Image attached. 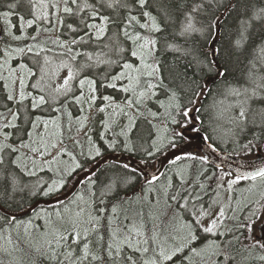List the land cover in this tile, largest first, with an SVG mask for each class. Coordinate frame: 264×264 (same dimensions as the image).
Returning a JSON list of instances; mask_svg holds the SVG:
<instances>
[{
	"label": "snow or ice",
	"instance_id": "1",
	"mask_svg": "<svg viewBox=\"0 0 264 264\" xmlns=\"http://www.w3.org/2000/svg\"><path fill=\"white\" fill-rule=\"evenodd\" d=\"M0 9V264H264V165L237 174L215 165L220 170L209 175L203 167L207 155L186 153L171 163L199 161L195 174L192 165L174 167L170 175L147 171L154 155L185 141L184 129L193 111H200L196 105L208 82L231 71L216 46L222 21L239 13L232 41L238 54L253 38L254 24H264V7L251 0H0ZM169 29L173 41L185 43L168 42ZM199 38L201 47L186 46ZM256 47L258 59L224 87L238 132L261 130L243 145L249 151L254 140L264 139V37ZM162 51L174 54L168 66ZM101 65L104 71L95 78L86 74ZM62 70L66 75L57 82ZM99 88L124 93L122 103L98 97ZM182 92L190 93L186 103ZM69 98L80 106L75 136L65 135L74 123ZM98 99L104 103L97 113L114 108L128 117L114 138L100 134L108 150L138 151L132 138L136 121L145 113L159 116L151 104L163 108L176 128L139 149L147 158L143 168L114 163L113 174L100 180L97 162L87 171V193L77 192L65 203L64 189L71 191L84 166L104 154L89 133L87 153L79 139L89 119L85 113ZM49 110L57 115L35 114ZM101 124L105 132L111 127L107 118ZM45 171L56 179L22 183V176ZM242 181L249 183L238 188ZM137 182L138 190L129 192ZM21 194L54 197V210L17 219L32 211L21 207Z\"/></svg>",
	"mask_w": 264,
	"mask_h": 264
},
{
	"label": "trees",
	"instance_id": "2",
	"mask_svg": "<svg viewBox=\"0 0 264 264\" xmlns=\"http://www.w3.org/2000/svg\"><path fill=\"white\" fill-rule=\"evenodd\" d=\"M8 2H10V0H8ZM189 2H191V0H189ZM251 4L255 5L256 7H264V0H251ZM238 17H239L238 12L226 16L224 21H222V29L220 35L216 38V46L222 48V57H223L222 62H227L231 67V71L229 72L226 78H218L214 83L208 82V88L204 90V95L199 98V100H201V105L198 102L199 105L197 107L200 109V111L197 112L196 114L199 117L198 119L201 120L200 128L206 133L207 138H209V140L212 141L217 147L226 151H230L236 155L252 156L257 146L262 147V149L264 150V139L254 140L251 151L245 149L243 145L248 143L249 140L253 139V134L259 136L261 130L259 128H249L244 134H240L238 132L235 126L230 122V116L232 115V112L229 109L228 105L231 103V101H227L230 100V98H227L224 95V87L226 80L235 83L236 80L240 78L242 74L246 71L248 62L250 60L253 61L257 60L258 57L261 55L259 49H257L256 46L259 43L260 38L264 37V24H259V23L254 24L252 29L253 38L248 42V44L245 46L243 51L237 54L233 51L232 41H234L237 38L236 30L238 27ZM164 35L167 36L168 42H175L178 44L185 43L184 40L179 37H177L176 40L173 41L171 35V29H169V32L165 33ZM199 39L201 41L199 43L196 39L189 40L186 46L201 47L202 38ZM124 46L129 47L128 44H125ZM164 46H165V41L162 39L160 47L163 49ZM94 50L95 49L92 48L89 49V51H94ZM160 59L164 62L166 66H168L172 63L174 59V54L170 51H162L160 55ZM132 62L135 63L136 61L133 60ZM181 63H183V61H181ZM103 71H104V66L101 65L98 69H94L92 72L86 74L91 75L93 76V78H95L97 74ZM115 71H119V69L118 68L114 69L113 74H115ZM189 75H191V73H189ZM204 82L205 81L203 80L201 81V83ZM208 89H211V91H208ZM0 95H2V92H0ZM98 95L99 97L104 95L125 96L124 93L109 88H99ZM181 95L183 97L182 102L186 103L187 99L190 96V93L182 92ZM158 99L164 100L165 96L161 94L158 97ZM100 101L101 99L97 100L96 102L97 105L99 104ZM150 106L151 105H149V107ZM148 118L151 119L152 117L149 116L147 113H145V118L142 117V120L140 122H147L146 120H148ZM215 122H217L219 126H217ZM142 127L145 128L147 127V125ZM141 130H139V126L137 128L136 125L132 138L138 141L141 138L139 137V132ZM148 130L149 129H147V132ZM223 130L228 132V137H226L228 141L223 140L225 138L222 135ZM116 138L122 139L121 137H116ZM117 150L122 151V149L120 148H118ZM135 155L137 156V153H135ZM114 163H123V162H118V161L112 162L101 168L100 171L97 173L100 180H103L105 176H111L113 174V169L111 166ZM87 182L88 180L85 183H83L80 188V191L85 192V194L87 193V188H86Z\"/></svg>",
	"mask_w": 264,
	"mask_h": 264
},
{
	"label": "water",
	"instance_id": "3",
	"mask_svg": "<svg viewBox=\"0 0 264 264\" xmlns=\"http://www.w3.org/2000/svg\"><path fill=\"white\" fill-rule=\"evenodd\" d=\"M194 112L195 111H193V113ZM191 148H198L203 155L208 156L209 158L208 162H211L215 165H220L221 167H224L235 174L242 171L252 170L253 168L264 165V153L262 152L261 149H258V154L255 157L244 158L216 148V146L212 142H210L207 138H205L202 133H196L193 136L191 135L190 139L185 141L184 144H181L179 149H171L167 151L163 156L158 158L155 168L152 170L150 168H147V171L149 173H152L154 170H158L159 172H162L164 167L176 155H179L182 152H185L186 150ZM120 158H125L130 163L134 164L136 167L143 168V162L140 161L139 159H136L133 156H128L126 154H117V153L105 155L104 157L96 161L90 168H92L97 164V162H99V167L95 169V171H97L105 162H108L112 159H120ZM88 169H85V172L79 173V175L76 177V179L79 180V183H76L72 187L71 191H69V189L64 191L66 195L63 196V200H67L75 194L81 182L88 176L87 174ZM54 203H55L54 197L44 198V199L41 198L30 206L32 207V210H34L40 204L49 205ZM29 207H27L26 209H28ZM30 212L31 211L22 212L18 214L17 217L25 216Z\"/></svg>",
	"mask_w": 264,
	"mask_h": 264
},
{
	"label": "rangeland",
	"instance_id": "4",
	"mask_svg": "<svg viewBox=\"0 0 264 264\" xmlns=\"http://www.w3.org/2000/svg\"><path fill=\"white\" fill-rule=\"evenodd\" d=\"M24 62L25 63H29V65L31 66V63H30L29 60H25ZM64 75H66V70H62L60 72L59 80L57 82H59L60 80H62ZM100 97H102V96H100ZM113 97L115 98V100H116L117 103H122V101L124 99V96L123 95H113ZM227 101H231V99L230 100H227ZM69 102H71L70 101V98H69ZM102 103H104V102L101 100L99 102V104H98L97 107L99 108L102 105ZM151 105L153 106V107H151L152 110H154V111H156V112H158L160 114L159 107L157 105H155V104H151ZM53 107H56V105H54ZM86 107L87 106L85 105V108ZM67 108H68V111H70L72 113V117H73L74 123H73L72 133L69 134V133L65 132V135L66 136H68V135L75 136L76 135V132H77V129L79 128V125L77 123H75V118L81 115V113H80V106L72 103V106L68 105ZM78 110H79V112H78ZM35 114L36 115H50V116L57 115V113L51 112L50 110L47 113H42V112H39L38 111ZM85 114H87L89 116L88 123H87L86 127L84 128L83 132H81L80 135H79V139L81 141V145H82L83 151L85 153H87L88 150H89V143H88V137L84 133H89L92 136V140L95 141L97 145H99V143H103L100 140V134L102 132L105 133V138L106 139H111L112 136L114 135L113 130H112V127H110V131L109 132L108 131L105 132V129L103 128V126L101 124V121H105L106 118H107L109 124L112 125L113 120L116 119L117 131H119V132L128 123V117L125 116V115H123V114H120L119 113V110L118 109H114V108H108L106 113H97L96 112V105H95V107L92 109L91 113H87L86 112ZM164 114H165V111H164ZM165 116H166V114H165ZM156 120L158 121V124L162 123L163 126H166V125L169 124V121H167L168 119L158 120L156 118ZM215 123L217 124V126H219V124L217 122H215ZM65 124H67V118H66V116H65ZM231 127H234V126H231ZM147 129L148 128L145 127V128H143L139 132L140 137H142L143 139H145V140H143V143H140L139 144L141 146H145L146 145V143H145L146 137H148L150 135V130L147 132ZM169 129L171 130V126L170 125H169ZM89 130H91V131L89 132ZM177 131H179V129H177ZM160 135H161V137H163L162 133H160ZM222 135H223V137H225L223 140L228 141L227 138H226V137H228V132L225 131V130H223V134ZM67 142L71 145V140H68ZM136 145H137V143H136ZM80 151H81V147L80 146H76L75 147V152H76V154L78 156V159L80 158V160H81V159H84V157L79 156ZM64 159L66 161L68 160L67 157H64ZM190 161L192 162L193 165L196 164L195 161H192V160H190ZM68 162L70 163V161H68ZM24 177H27V176H22V178H21L22 179V183L23 184H29V185L34 184L40 178H42L45 181H48L49 183L51 182V180L56 179V177L53 175V173L47 172V171L42 172V173H39V175L37 177H30L32 179H26ZM210 183L212 184L213 187H215L214 181L213 182H210ZM248 183H249L248 181L242 182L238 186V188H244ZM243 195L247 196L248 194L247 193H244ZM21 197H23V203L21 204V207H22L27 202V200L29 198H27V195L26 194H21V196H17L16 199L19 201L21 199ZM44 198H47V197H44ZM32 199H36V198H32ZM47 210L52 211V210H54V207L47 208ZM20 220H23V219H20ZM37 223H42V221H37Z\"/></svg>",
	"mask_w": 264,
	"mask_h": 264
},
{
	"label": "flooded vegetation",
	"instance_id": "5",
	"mask_svg": "<svg viewBox=\"0 0 264 264\" xmlns=\"http://www.w3.org/2000/svg\"><path fill=\"white\" fill-rule=\"evenodd\" d=\"M155 159H156V157L153 158V161H155ZM182 165L183 164H177V165L173 166L172 163H171L170 165H168L165 168L163 173L170 175L171 174V169H173L174 167H176V168L182 167Z\"/></svg>",
	"mask_w": 264,
	"mask_h": 264
}]
</instances>
